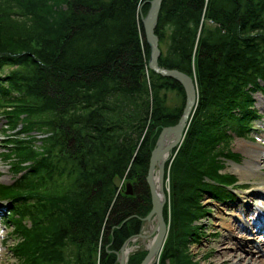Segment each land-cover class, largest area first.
<instances>
[{"label":"trees","instance_id":"trees-1","mask_svg":"<svg viewBox=\"0 0 264 264\" xmlns=\"http://www.w3.org/2000/svg\"><path fill=\"white\" fill-rule=\"evenodd\" d=\"M140 6L146 15L149 0H0V116L13 130L1 155L17 176L0 183V198L13 207L17 264H118L142 229L152 150L179 121L186 91L148 68ZM156 32L160 64L192 76L198 93L166 163L171 212L168 220L166 204L159 264H193L202 197L236 199L237 177L222 172V157L236 158L232 136L260 117L253 95L264 90V0H164ZM171 92L181 103L170 106Z\"/></svg>","mask_w":264,"mask_h":264},{"label":"rangeland","instance_id":"rangeland-1","mask_svg":"<svg viewBox=\"0 0 264 264\" xmlns=\"http://www.w3.org/2000/svg\"><path fill=\"white\" fill-rule=\"evenodd\" d=\"M261 85L264 86V80L261 81ZM169 96L170 106L181 103L180 96L176 92H171ZM253 98L254 106L262 117L253 122L255 129L246 135L232 136L229 148L238 154L236 158L222 157L225 162L222 172L235 175L237 177L235 184L240 185L234 188L236 199L220 202L206 193L202 197V203L207 211L198 221L203 226L200 241L189 245L193 264H241V260H244L242 258L246 256L250 258L252 254H256L258 263L264 259V91L255 92ZM5 123L4 118L0 119V183L11 184L17 176L10 169L8 160L3 158L1 152L6 143L3 141L5 134L13 130L7 129L5 132ZM169 156L171 157L172 154ZM239 169L248 170L247 174L245 172L240 176ZM167 173L165 167L166 204H168V220H170L171 181ZM12 208L8 202L0 201V264H17L11 249L17 240L12 233L13 225L7 221L6 216ZM260 230L263 232L260 233ZM142 233L146 234L144 225ZM154 236L155 232L150 233L146 238H133L128 243L133 248L131 252L136 249L146 251L144 243ZM159 261L160 259H157V264Z\"/></svg>","mask_w":264,"mask_h":264},{"label":"water","instance_id":"water-1","mask_svg":"<svg viewBox=\"0 0 264 264\" xmlns=\"http://www.w3.org/2000/svg\"><path fill=\"white\" fill-rule=\"evenodd\" d=\"M163 2L164 0H149L150 7L146 15H144V13L142 12V6H140V14L144 27V34L151 51L149 66L155 72L163 76L174 77L178 79L185 88L186 103L178 123L175 125L163 127L156 141V145L152 150L148 175L146 177L152 195V209L143 218V224L145 225L147 222L155 218L156 226L151 233H156L151 247L149 249H146L148 252L140 264H153L154 262H156L166 241L169 231V225L164 218V207L167 202V195L165 190V165L167 159H164L163 156L168 152L170 155L173 149L178 147L183 142L186 129L194 114L198 100L196 83L192 76L177 68H167L159 65L161 49L159 48V35L156 32V28L159 22V16ZM170 133L173 134V138L166 143L165 137ZM156 166L158 169V182L162 198H160V195L158 194V191L154 184V171L156 169ZM125 193L130 195L134 193L132 182H127ZM149 235L150 234H144L140 232L127 239L118 252L117 262L119 264H127L130 255L138 251V249H136L135 251L131 252L128 257L125 256L126 247L133 238H146Z\"/></svg>","mask_w":264,"mask_h":264},{"label":"bare ground","instance_id":"bare-ground-1","mask_svg":"<svg viewBox=\"0 0 264 264\" xmlns=\"http://www.w3.org/2000/svg\"><path fill=\"white\" fill-rule=\"evenodd\" d=\"M163 5V4H162ZM144 28V27H143ZM148 44V43H147ZM148 46H149V44H148ZM159 48L161 49V54H160V57H159V65L160 66H162L161 64H160V58H161V55H162V46H161V42H160V37H159ZM149 49H150V46H149ZM150 53H151V51L149 52V59H148V68L149 69H151L150 68V66H149V60H150ZM162 67H164V66H162ZM151 70H153V69H151ZM154 71V70H153ZM155 72V71H154ZM157 73V72H156ZM159 74V73H158ZM163 76V75H162ZM168 77V76H167ZM172 78H174V77H172ZM176 79V78H175ZM176 80H178V79H176ZM179 81V80H178ZM180 82V81H179ZM181 83V82H180ZM182 84V83H181ZM183 85V84H182ZM184 87V86H183ZM185 103H186V101H185ZM178 123V122H177ZM176 123V124H177ZM188 127H189V125H188ZM188 127H187V129H186V132H187V130H188ZM185 132V133H186ZM173 138V134H167L166 135V137H165V142L167 143V142H169L171 139ZM168 157H169V152L168 153H165L164 154V156H163V158L164 159H168ZM167 161V160H166ZM248 171V170H247ZM247 171L245 170V169H239L238 170V173L240 174V176L241 175H244V173L245 174H247ZM148 175V174H147ZM147 177V176H146ZM158 169H157V166H156V169H155V171H154V184H155V186H156V189H157V191H158V194L160 195V198H162V194L160 193V188H159V182H158ZM165 190H166V188H165ZM151 191V190H150ZM151 199H152V195H151ZM165 218V217H164ZM155 226H156V219L155 218H153L151 221H149V222H147L145 225H144V231H145V233L146 234H150L151 232H153V230L155 229ZM261 232H263V230H260V233ZM156 233V232H155ZM138 239V238H137ZM153 240H154V238H152V239H150V240H148V241H146L145 243H144V248H146V249H149L150 247H151V245H152V243H153ZM132 247H130L129 246V244L127 245V247H126V250H125V256L126 257H128V255H130V252L132 251ZM260 251V250H259ZM252 256H254V257H252ZM252 256L249 258V257H245V258H242V259H244V260H241L242 262H241V264H243V263H245V262H249V264H260V263H264V259H262V260H260V263H258L257 262V257H255L256 256V254H252ZM155 258V257H154ZM225 260H227V259H225Z\"/></svg>","mask_w":264,"mask_h":264}]
</instances>
